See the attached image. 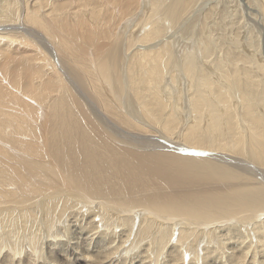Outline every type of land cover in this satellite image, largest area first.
Masks as SVG:
<instances>
[{"label":"bare ground","instance_id":"1","mask_svg":"<svg viewBox=\"0 0 264 264\" xmlns=\"http://www.w3.org/2000/svg\"><path fill=\"white\" fill-rule=\"evenodd\" d=\"M63 1L0 0V56L3 55V50L24 48L23 43L26 39L28 40L24 33L35 39L40 38L41 43L45 44L50 53L54 51L51 55L59 61L60 71L66 78L67 76L73 78V81L75 80L74 82L78 83L83 90V79L88 78L91 83L93 80L85 64L88 62L90 69L92 64L99 78L110 88L115 100L124 103L128 117L125 114L119 115L118 112L121 109L111 112V107L107 105V102H102L104 97L97 90L94 91V87L92 89L95 95H87L89 98H86L87 96L83 94L86 101L91 102L96 108L94 112L88 106L87 108L83 106L80 100L71 98L75 96L70 92L71 90L69 91L70 99L67 98L68 96L53 99V101L51 99L52 102L48 103L49 107H47L46 104H40L42 99H36L37 96L34 98L35 95L27 93L26 97L22 90L13 88V85L8 87L10 92L15 94L16 99L18 95L24 96L20 99L26 100V108L21 107L18 99H13L9 107L3 106L4 100L0 101V264H116L113 262V256L119 259L117 264H160L162 261L163 264H186V256L190 259L189 264H218L219 261V264L221 261L236 264L239 260L241 263L246 262L249 255L254 261L257 253L251 251H253L252 243L255 238V243L264 251V221L262 222L264 220V115L254 111L251 97L246 89L264 85V74L261 78L259 73L260 70L264 71V67L255 64L254 68L253 66L241 68L239 63L245 62L241 60H251V57L256 58L259 52L251 51V54H248L245 53L248 50H243L238 51V54L235 52L236 57L228 53L229 55L217 56L214 60L211 58L216 54H211L212 49L210 52L201 50L202 54L198 53L200 58L196 53L194 58L189 51H184L180 55L179 52L174 53L175 56L171 52L165 51L164 54L162 51L168 47L166 42L170 41V37L167 36L169 39L163 40V38L154 44L149 45L144 41L147 45H135L137 52L143 54L141 58L143 64H137V57L133 56L129 59L133 52L127 48L133 36L129 38V34L126 37L123 36L125 40L122 39L126 43L123 45L118 42L119 40L109 43L108 36L105 37L108 42H100L91 30L93 26L90 25L91 27L88 28L87 24H83L84 22H80L77 26L66 24L65 16H71L75 21L76 15L81 10L78 11L77 7L75 12H63L61 9ZM76 1L85 2L88 6H93L97 2V0ZM101 1V4H98L101 11L110 8L117 14L120 13L122 9L114 7L112 2L125 6V0ZM178 1L182 0H163L167 4L166 15L178 10H176L179 7ZM261 1H263L264 11V0ZM192 2L196 3V7L199 4L200 11L204 10L201 9L202 4L199 0L198 2L186 0L182 2L185 13L192 12L194 5ZM142 3L144 6L141 11L152 7L157 19L161 18L159 12L162 9V3L157 5L158 0L150 2L142 0ZM131 7L126 4L127 9L130 10ZM248 8L251 7L248 6ZM212 10L214 13L216 9ZM180 17H175L173 23L179 22L177 19ZM166 21L168 25L171 20L166 19ZM263 25L259 23L261 29H264ZM182 27L187 34L193 26L188 21ZM127 32L124 33L127 34ZM151 35L153 34H138L135 42L140 43L145 38L153 40ZM164 41L166 42L163 43ZM88 44L93 46L94 52L87 49ZM162 44L164 48L161 47ZM60 45L67 46L70 52L71 58L67 61V63L71 62L70 70H66V67L62 65ZM262 50L264 57V43ZM9 57L6 58L7 62H10ZM35 60L37 61L36 66L33 65L35 72L43 73V65L47 71H52L50 75L59 72V70L56 71L53 59L52 63L45 64L39 61L40 54L38 56L36 54ZM25 61H22V64ZM168 63L174 68L177 67L179 77L183 73L186 79L191 81L189 82L191 85H188L191 92L190 99H185L186 112H183L186 115V122L192 119L193 112L202 108H206L211 119L209 125L217 123L221 117L222 120L226 119V127L229 129L227 137L226 135L221 137L224 144L207 141L205 137L210 135V132H213L216 137L214 130L209 132L206 130L202 133L198 130L201 133L198 134L194 124L185 127L186 123L182 131L178 132L179 136L175 137L177 138L175 141L163 134L162 129L178 130L179 125L176 121L181 120V118L173 117V113L176 112L173 107L170 108V115H166L162 122L158 119L164 104L157 94L159 82L162 77H167L166 84L174 79L173 71L167 67ZM133 64L139 68L141 73L139 78H135L133 74L129 76V71L126 72V68L130 70ZM9 65L10 63H5L4 70L0 68V77H5V83H0V91L4 93L6 88L3 85L8 86L10 83L6 78L7 74L5 76L3 72L10 67ZM206 66L211 71H208ZM58 79L62 85L63 80H60V76ZM213 80L220 86H224V90L218 89L215 92V96L219 99L217 102H213L206 94L208 89L215 86ZM79 92L82 93L80 90ZM149 92L153 95L151 98L147 96ZM225 92L235 97L241 96L242 99L239 101L242 105L232 104L234 107L231 106L230 100L226 101ZM255 97L264 104V87L255 94ZM134 98L137 99L140 109H143L146 115H150L149 117L155 121L157 120V123L146 121V116L139 112L140 109L132 105L135 104ZM129 103H132V106ZM241 109H243L242 114L233 112V110ZM109 127L112 129L113 136L109 134L110 132L108 133ZM168 134L170 135V132ZM116 137L124 138L127 142L132 141V144H137L140 149H157L158 152L136 153L124 146L122 139L120 141ZM180 137L185 141L184 143L178 140V138L181 139ZM159 141L164 142L174 151L189 153V155L197 149L200 156H208L207 153H211L214 156L209 155L210 157L238 164L235 168L241 166L251 170L248 167L253 166L252 169L257 172L254 173L252 170L253 176L258 181L256 179L247 181L244 176L212 164L209 160L191 159L188 156L178 155L176 152H162L160 148L164 146L162 147ZM137 145L132 149L137 150ZM9 151L14 158L6 161L4 156ZM252 162L260 163L261 167H256ZM52 214L59 216L58 223L53 222ZM64 217L67 219L64 229H80L81 231L78 232H81V236L84 234L88 240L97 234V240L100 239V242L96 240V247L91 248V244L89 246L69 245L67 242L57 240L60 236L59 232H55L57 234L54 235L53 230L62 225L61 221ZM71 221L74 224H71ZM84 221L86 222L83 225ZM226 222L228 224H225ZM23 230L25 234L20 235ZM91 234L94 236L89 237ZM43 235L45 238L53 237L54 240L47 242L50 248L41 240ZM251 235L253 237L249 239ZM109 240L112 246L110 248L105 246L108 245ZM223 241H226L225 246H227L226 249L228 248V252L223 251L225 256L218 250ZM246 242L248 243L245 244ZM24 243L31 249L27 251L22 249ZM145 243L146 252L141 249ZM138 249L141 252H137ZM42 251H45L47 261H43ZM202 251L205 253L200 254ZM22 252L25 260L18 258L19 255H23ZM122 253V258H118V255ZM30 254L34 256L33 259L29 256ZM163 255H165L164 258ZM226 256L235 261L227 260ZM261 257L264 258L263 255ZM209 258L212 260L208 262ZM108 259L110 261H106ZM40 260L43 262L40 263Z\"/></svg>","mask_w":264,"mask_h":264},{"label":"rangeland","instance_id":"2","mask_svg":"<svg viewBox=\"0 0 264 264\" xmlns=\"http://www.w3.org/2000/svg\"><path fill=\"white\" fill-rule=\"evenodd\" d=\"M69 1V2H68ZM149 2L151 0H148ZM158 0V3H162V9H160V12H159V15L161 18L157 19V16L155 14V11L153 10V8L151 7V9L149 7H147L145 10L141 11L142 10V7L144 6V4L142 3V0H125L124 1V5L118 3V2H112V4L114 5V7L117 6V8H121L122 10L120 11V13H116L115 11H112V9L107 8V10H103L101 11V8L100 5L98 6V4H101V0H97L96 4L93 5V6H88L85 2L81 3L82 1H76V0H64L61 5H63V7L61 6V9L63 12H72V11H79L78 14L76 15L77 19H75V21H73L72 17L70 16H65L64 18V21L66 22L67 25H69L68 23H70V25L72 24V26H77L80 22L83 23V24H87L86 26L88 28H90L91 26V30L94 34H96V39L97 40H100V42H108L109 40V43H114L116 42L117 40H119L118 42H120V44H126L124 43V40L126 36L131 37L133 36V40H131L130 44L127 45V48L133 52L132 56L129 57V59L133 56L137 57V61L136 63L137 64H143L141 62V58L143 56V54H140L139 52H137V47L135 45H147L150 43L151 44H154V43H157V42H160L163 38V40H166V39H169L167 38L170 37V41L167 40L164 41L163 43H167L166 45L168 47H165L164 44L161 45V47L163 46L164 49H162L163 53L165 54V51L166 52H171L172 54H177V52H179V55L184 53V51H189V53L195 58V53L196 55L198 56V53L199 54H202L200 53L201 50H208L210 52L211 50V54H216V55H212V58L211 60H214V58H216L217 56H221V55H227L228 53L231 55H233L234 57H236L235 55V52L236 54H238V51H247L245 53H248V54H251V51L253 52H259L257 55H256V58L254 57H251V60H241V61H245L243 63H239V67L241 68H251L250 66H255V64H258V65H263L264 67V57L262 55V52H263V43H264V29H261L260 26H259V23H261L262 25L264 23H262V21L264 20V11H263V1L261 0H199V2L202 4V7L201 9H204L202 11H200V7L197 5L196 7V3L194 4L192 2L193 7L191 9L192 12H187L185 13L184 11V8L182 6V2L183 1H186V0H182V1H178L177 2V7L175 11V13H169L168 15H166V12H165V9L167 7V4L163 2V0ZM194 1V0H193ZM198 2V0H195V2ZM77 2V3H76ZM88 2V0H87ZM126 2V3H125ZM147 2V1H146ZM248 2V3H246ZM71 3L72 5L70 6ZM80 3V4H79ZM132 3V4H131ZM205 3H209L208 5H204ZM77 4V5H75ZM83 4V5H81ZM85 4V5H84ZM126 4L128 7H131L130 10L126 8ZM140 4V5H139ZM143 4V5H141ZM214 4V5H213ZM221 4V5H220ZM254 4V5H253ZM74 5V6H73ZM79 5V6H78ZM136 5V6H135ZM138 5V6H137ZM210 5V6H209ZM250 6L251 8H248V6ZM68 6V7H67ZM71 8H70V7ZM88 6V7H87ZM106 6V5H104ZM123 6V7H121ZM139 6L141 8H139ZM192 6V5H191ZM205 6V8H203ZM247 10L246 9V7ZM259 8H258V7ZM76 7V8H75ZM78 7V9H77ZM80 7V8H79ZM113 7V8H114ZM199 7V8H198ZM216 9L214 10L215 12L213 13V8ZM252 7L254 9H252ZM262 7V8H261ZM72 8L74 10H72ZM96 8V10H95ZM105 8V9H106ZM126 8V9H125ZM181 8V9H180ZM212 8V9H211ZM77 9V10H76ZM218 9V11H217ZM99 10V11H98ZM110 10H111V14L110 13ZM135 10V11H134ZM162 10V11H161ZM211 10V11H209ZM220 10V11H219ZM98 11V12H97ZM106 11V12H105ZM146 11V12H145ZM198 11V12H196ZM218 13H217V12ZM224 11V13H223ZM250 11V12H249ZM132 12V13H130ZM144 12V13H143ZM180 12V13H179ZM183 12V13H182ZM206 12V13H205ZM226 12V13H225ZM83 13V14H82ZM88 13V14H87ZM125 13V14H124ZM143 13V14H142ZM182 13V14H181ZM198 13V14H197ZM220 13V14H219ZM82 14V15H81ZM92 14V15H91ZM108 14V15H107ZM128 14V15H127ZM142 14V15H141ZM153 14V15H152ZM174 14V15H173ZM175 14L177 16H181L180 19H177L179 22L177 23H173V19L177 16H175ZM127 15V16H125ZM196 15V16H195ZM199 15V16H198ZM79 16V17H78ZM100 16V17H99ZM103 16V17H102ZM122 16V17H121ZM168 18H167V17ZM184 16V17H182ZM208 16V17H207ZM84 17V18H83ZM88 17V18H87ZM109 17V18H108ZM118 17V18H117ZM140 17V18H139ZM173 17V18H171ZM194 17V18H193ZM104 20H103V19ZM106 18V19H105ZM115 18V20L113 21V19ZM120 18V19H119ZM143 18V19H142ZM193 18V19H192ZM263 18V19H262ZM69 19V20H68ZM166 19L168 20H171L169 21L170 24L167 25V21ZM256 19V20H255ZM72 20V21H70ZM89 20V21H88ZM192 20V21H191ZM198 20V21H197ZM262 20V21H261ZM77 21V22H76ZM100 23H99V22ZM104 21V22H103ZM108 21V22H107ZM116 21V22H115ZM144 21V22H143ZM146 21V23H145ZM190 22L192 24V30L190 32H188L187 34L184 33L183 31V24L186 23V22ZM252 21V22H251ZM74 22V23H73ZM134 22V23H133ZM143 22V24L141 23ZM150 22V23H149ZM152 22V23H151ZM172 22V23H171ZM250 22V23H249ZM110 23V24H109ZM93 24V25H92ZM112 24V25H111ZM116 24V25H115ZM129 24V25H128ZM256 24V25H255ZM89 25V26H88ZM91 25V26H90ZM95 25V27H94ZM103 25V26H102ZM111 25V27H109ZM148 25V26H147ZM171 25V26H169ZM129 26V27H128ZM259 26V27H258ZM97 27V28H96ZM128 27V28H126ZM131 27V29H130ZM155 27V28H153ZM258 27V28H257ZM264 27V25H263ZM262 27V28H263ZM96 28V29H95ZM150 28H153V29H150ZM169 28V29H168ZM113 29V31L111 30ZM130 29V30H129ZM145 29V30H144ZM97 30V31H96ZM127 30V31H125ZM133 30V32H132ZM135 30V31H134ZM147 30H150V32H146ZM153 31V32H152ZM156 31L159 33L156 34ZM262 31V33H261ZM112 32V33H111ZM127 32V34L125 33ZM136 32V33H135ZM139 32V33H137ZM106 33V34H105ZM108 33V35H107ZM147 35V33L149 34H153L151 35V37L153 38V40H151L150 38H145L143 41H140V43H136L135 42V39H136V36H138V34H145ZM23 34V33H22ZM157 36H156V35ZM213 34V35H212ZM23 35H27V38L28 40L26 39V41L23 43L24 46L27 48H20L18 50H9V51H5L3 50V57L0 56L1 60H0V68L4 70V64L5 63H10V67L3 72V74L6 76V78L9 80V83L10 85L8 86H4V88H6V93L4 92H1L0 91V101L2 102L3 106H6V107H9L10 104H12L13 102V99H16L15 97V94H12L10 92V90L8 89V87L12 86L13 88L16 87L17 89H20L22 90L21 92L24 93V95H28L27 93H30V95L32 94V96L35 95L34 98H37L38 100H41L42 99V102L40 101V104L43 105V104H46L47 107L48 106V103L50 104L53 99L56 100L58 98H61V97H64V96H68L67 98L70 99L69 97V91L72 92V94H74L75 96L74 97H71V98H76L78 100L81 101L82 105L88 106V108L91 110L93 109L92 111H96V108L94 107V105L91 103V102H87L86 99H85V96H83V94H85L86 96L88 95H95L93 93V89L92 87H94V91L97 90L103 98V101L102 102H107V105L110 106V110L111 112H117L118 109H121L119 110V115L122 116V114L124 115H128L126 113V109L124 108V103H122V101H118V100H115V98L113 97L111 91H110V88L107 86V84L103 83L102 80L99 78V75L96 73V70L94 68V66L91 64V69L89 67V64L88 62H86V59L84 61V63L86 62V66L89 67V69L87 67H85L89 72H90V76L92 77V83L89 81L88 78H85L83 79V83H84V90L80 88V86L78 85V83L74 82L73 81V78L71 79L69 76H67V78L65 77V75L63 74L62 71H60V69L58 68L59 66V61L57 60V58L54 56H52L51 54L54 52L52 51V53H50L46 47H45V44L41 43L40 41V38L38 39H35L34 37H31L29 36L28 34H23ZM100 35V36H99ZM102 35V37H101ZM104 35V36H103ZM108 36V40H105V37ZM115 36V37H114ZM124 36V37H123ZM172 37V38H171ZM112 38V39H111ZM115 38V39H114ZM124 40H123V39ZM56 40H58L56 37H55ZM131 39V38H130ZM172 39V40H171ZM68 40H70V37H68ZM102 40H105V41H102ZM123 40V41H122ZM238 40V41H237ZM39 41V42H38ZM122 41V42H121ZM147 43H145V42ZM169 41V42H168ZM173 41V42H172ZM197 41V42H196ZM233 41V43H232ZM126 42V41H125ZM171 42V43H170ZM176 42V43H175ZM28 43V44H27ZM57 43V42H56ZM70 43V41H69ZM27 44V45H25ZM132 44V45H131ZM197 44V45H195ZM182 45V46H181ZM245 45V46H243ZM49 46V45H48ZM61 46V57H62V65L66 67V70H70L71 68V62L67 63L68 59H70V52L69 50L67 49V46L65 45H60ZM180 46V47H179ZM189 46V47H188ZM192 47V48H190ZM208 47H210L208 49ZM245 47V48H244ZM255 47V48H254ZM167 48V50H166ZM194 48V50H193ZM234 48V49H233ZM247 48V49H246ZM26 49V50H25ZM33 49V50H32ZM88 50H93L94 52V48L92 45H89L88 44V47H87ZM187 49V50H186ZM196 49V50H195ZM214 49V50H213ZM250 49V50H249ZM259 49V50H258ZM23 50V51H22ZM33 52H31V51ZM86 50V51H88ZM136 50V51H135ZM20 51V52H19ZM38 51V52H36ZM192 51V52H191ZM196 51V52H195ZM13 52V53H12ZM23 55H22V53ZM26 52V53H25ZM28 52V53H27ZM261 52V53H260ZM21 53V54H20ZM30 53V54H29ZM139 53V54H138ZM194 53V54H193ZM226 53V54H225ZM14 54V55H12ZM19 54V55H18ZM36 54L38 56V54H40V60L39 61H43L45 62V64H50V62L52 63V59L53 61L55 62L56 64V71L59 70V72L55 73V74H51L52 71L51 70H48L47 71V68L44 67L43 65V68H42V71H43V75L41 73H38V72H35L34 69H33V65L35 64L36 66V63L38 61V58H37V61L35 60L36 58ZM174 54V55H175ZM228 54V55H229ZM247 54V55H248ZM16 55V56H15ZM21 55V56H20ZM55 55V53H54ZM68 55V56H67ZM141 55V56H140ZM5 56V57H4ZM10 56V57H9ZM24 56V57H23ZM35 56V57H34ZM167 56V55H166ZM176 56V55H175ZM250 56V55H249ZM9 57L10 59V62H7L6 61V58ZM20 57V59H19ZM34 57V58H33ZM42 57V58H41ZM91 57V56H90ZM24 58V59H23ZM32 58V59H31ZM64 58V59H63ZM198 58H200V56H198ZM253 58V59H252ZM26 60V61H25ZM45 60H47L48 62H46ZM84 60V59H83ZM22 61H25L24 66L22 64ZM58 61V62H57ZM140 61V62H139ZM30 62V63H29ZM258 62V63H257ZM19 63V64H17ZM237 63V62H236ZM249 63V64H248ZM241 64V66H240ZM17 65H22L21 67L17 66ZM26 65V66H25ZM136 64H133L131 66V69H133ZM243 65V66H242ZM15 66V67H14ZM128 66V65H127ZM129 67V66H128ZM168 69H171L173 71V76H174V79L170 80V82L168 84L167 81H165V78L162 77L161 78V81L159 82V87H158V97L161 99V102H163V110L160 112L159 116H158V119L160 120L159 122H162V120L164 119V117L166 115H170V108H174L176 112L173 113V117L174 118H181V120L178 119V121H176V124H178V130H175V129H169V130H165V129H162V132L165 136H168L169 138L173 139L174 141L177 140V136H179L178 132L182 131V128L184 127V125L187 123L186 122V118H185V113L183 112H186V110L184 109V106H185V99L189 98L190 99V95H191V92H190V85L191 82L190 79H186L187 77L182 73L179 77V73L177 71V67H173L172 65H170L168 63ZM18 68V70H17ZM233 68V67H231ZM130 69V70H131ZM175 69V70H174ZM206 69L208 71H211L209 69L208 66H206ZM46 70V71H45ZM126 72L129 71V76H134L135 78H139L140 77V71H139V68L138 67H135L132 72H130L129 69L126 68ZM9 71V72H8ZM19 71V72H18ZM95 71V72H94ZM139 73H138V72ZM46 72V74H45ZM67 72V71H66ZM137 73V74H135ZM259 73H261V78L263 77L262 74H264V71H259ZM45 74V75H44ZM1 75V74H0ZM19 75V76H18ZM139 75V76H138ZM163 75V74H162ZM166 75V74H165ZM46 76V77H45ZM58 76H60V80L62 79L63 80V84L61 85V83H59V79H58ZM149 78V76H147ZM182 77V78H181ZM2 78V80H1ZM33 78V79H32ZM95 78V79H94ZM184 78V79H183ZM11 79V80H10ZM54 79V80H53ZM70 79V80H69ZM164 79V80H163ZM177 79V80H176ZM95 80V81H94ZM183 80V81H182ZM45 81V82H44ZM48 81V83H47ZM58 81V82H57ZM214 81V80H213ZM1 82H4L5 83V77H0V83ZM20 82V83H19ZM86 82V83H85ZM94 82V84H93ZM99 82V84H98ZM162 82V83H161ZM47 83V84H46ZM91 83V84H90ZM165 83V85H164ZM171 83V84H170ZM183 83V84H182ZM215 83V86H213V88H210L207 90V93L209 96H210V99L213 101V102H217V100H219L216 96H215V92L218 91V89L220 90H224V86H220L219 84L216 83V81H214ZM45 84V85H44ZM53 84V86H51ZM173 84V85H172ZM47 85V86H46ZM92 85V86H90ZM94 85V86H93ZM98 85L100 87H98ZM166 85H169V86H166ZM189 85V86H188ZM49 86V87H48ZM74 88H73V87ZM77 86V87H76ZM181 86V87H180ZM48 87V88H47ZM54 87V88H53ZM154 87V85H153ZM264 87V85H261V86H258V87H249L246 89V91L249 93V97H251V102H252V107L254 109V111L257 113V114H261V115H264V104H261L259 102L258 99H256L255 97V94L258 93V91ZM15 88V89H16ZM78 88H80L79 90L82 92L80 93ZM170 88V89H169ZM69 89V90H68ZM166 90V92H168L169 94H167L166 92H163V90ZM3 90V89H2ZM8 90V92H7ZM14 90V89H13ZM155 90V89H154ZM161 90V91H160ZM168 90V91H167ZM181 90V91H180ZM68 91V93H67ZM53 92V93H52ZM61 92V93H60ZM79 92V93H78ZM172 92V93H171ZM179 92V93H178ZM181 92V93H180ZM183 92V93H182ZM214 92V93H212ZM164 93V94H163ZM187 93V94H186ZM212 94V95H211ZM225 95V98H226V101L230 100L229 103L231 102V106H233L232 104H234V106L240 104V101L239 99H242L241 96H236L235 95H231L229 94V92H225L224 93ZM227 94V95H226ZM254 97H252V96ZM22 98L24 96L20 95ZM86 97V98H89V97ZM147 96L148 97H152V93L149 92L147 93ZM165 96V97H164ZM169 96V98H168ZM21 97H19V95L17 96V101L18 103H20L22 106L21 107H25V104H26V100L24 99V101L22 99H20ZM27 97V96H26ZM29 97V96H28ZM174 97V98H173ZM213 97V98H212ZM2 98V99H1ZM4 98V99H3ZM111 98V99H110ZM163 98V99H162ZM9 99V100H8ZM11 99V100H10ZM52 99V101H51ZM82 99V100H81ZM135 99V98H134ZM22 100V101H21ZM88 100V99H87ZM183 100V102H182ZM11 101V102H10ZM45 101V102H44ZM174 101V102H173ZM234 101V102H233ZM133 102L135 104H132V103H129L130 106L134 105L136 107H138V110L140 109V106L138 105V101L137 99H135V101L133 100ZM172 102V103H171ZM233 102V103H232ZM24 103V104H23ZM111 103V104H109ZM115 103V104H114ZM122 103V104H121ZM137 103V104H136ZM7 104V105H6ZM29 104V103H28ZM39 104V105H40ZM132 104V105H131ZM112 105V106H111ZM119 105V106H117ZM123 105V106H121ZM169 105V106H168ZM242 105V104H240ZM233 106V107H234ZM26 108V107H25ZM123 108V110H122ZM166 108V109H165ZM24 109V108H23ZM204 109V110H203ZM142 110V111H141ZM242 110V111H241ZM241 110H237V111H234V113H240L242 114L243 113V109ZM121 111V112H120ZM178 111V112H177ZM239 111V112H238ZM140 113L143 114V116L145 115L146 116V121L149 122V123H157V120L155 121L153 118L149 117L148 115H146L147 113L145 111H143V109H140L139 110ZM198 112V113H197ZM197 112H193V117L192 119L190 118L189 122L186 124L185 127H190L194 124L195 126V130L198 134H201L203 131H206L208 130L209 131H213L214 130V133L216 134V137L214 136L213 132L211 133L210 132V135H206L205 139L208 141H212L213 143L215 144H224L222 141H221V137L222 135L227 137V133H228V127H226V119H223L222 120V117L220 118L221 120L218 121L217 123H213V124H210L209 125V120H211L209 118V115H208V112L206 110V108H202L201 110L197 111ZM202 112V113H201ZM169 113V114H168ZM206 113V114H205ZM198 115V116H197ZM128 117V116H127ZM161 119H160V118ZM200 117V118H199ZM196 118V120H195ZM207 118V120H206ZM203 119V120H202ZM205 119V120H204ZM193 120V121H191ZM198 122L197 124L195 122ZM203 121V122H201ZM175 124V125H176ZM191 124V125H190ZM217 124V125H216ZM224 124V125H223ZM108 126V124H106ZM189 125V126H188ZM204 126V127H203ZM37 128V127H35ZM110 128V129H109ZM108 129V133L113 136L112 133V129L111 127H109ZM211 128V129H210ZM217 128V129H216ZM224 128V129H222ZM161 130V129H160ZM198 130L201 132H198ZM217 131V132H216ZM220 131V132H218ZM170 132V135L168 134ZM174 132V133H173ZM223 132V133H221ZM37 134V132H36ZM35 134V138H37V135ZM212 134V135H211ZM181 135V134H180ZM218 136V137H217ZM117 139L119 138L120 141L121 139L123 140V143L124 146L128 147L129 150L131 148L132 151H136V153H139V154H143V153H155V152H158L157 149H140V147L137 145V150L135 148L132 149V147H135L134 144H132L133 142H128L126 141V139L124 140V138H121V137H116ZM181 138V137H180ZM216 138V139H215ZM118 139V140H119ZM163 140V139H162ZM178 140L181 142V143H184L185 141L181 138ZM125 141V142H124ZM227 142V141H226ZM8 143V142H7ZM163 148H160L162 149L161 151L162 152H166V153H177L178 155H182V156H188L190 157L191 159H195L196 160H200V159H205V160H209L211 161L212 164H216L217 166H222L223 168L225 167L226 169H230L229 171L231 172H235V173H238L239 175H242L244 176L247 181H251L250 179H256L257 178L255 176H253V172L254 173H257L255 170H253V166L251 167H248L250 168L251 170L249 169H246L245 167H236L235 166H238V164L236 165V163L230 161H226L224 159L222 160H219V159H216L214 157H210L209 155H212L211 153H207L208 156L206 154V156H200L199 155V149L195 150L193 153H197L198 156H193V155H189V154H186L184 152H180V151H174L172 150L170 147L168 148L166 146V144L162 141H159L158 142ZM9 144V143H8ZM127 144H130L129 146ZM10 145V144H9ZM12 146V145H11ZM135 149V150H134ZM167 149V150H166ZM202 149V148H201ZM200 149V150H201ZM170 150V151H169ZM204 150V149H203ZM207 149H205L206 151ZM209 151V150H207ZM10 153V151L8 152ZM8 153H5L6 155L4 156L5 157V160L7 161L8 159H13L14 158V155H12L11 153L8 154ZM193 153H190V154H193ZM176 154V155H177ZM184 154V155H183ZM236 154V153H235ZM234 154V155H235ZM214 156V155H212ZM236 157H240L239 155H235ZM218 161V163H217ZM225 161V162H224ZM231 163V164H230ZM253 164V162H252ZM255 165L256 167H261V164L260 163H256V164H253ZM253 170V172H252ZM235 179V178H234ZM258 181V180H257ZM53 215V219L56 220L53 222L55 223H58V218L59 216H57L56 214H52ZM55 215V216H54ZM66 217L63 218V220L61 221V226L58 228V227H55V229L53 230V233L54 235L55 232H59L58 235H60L57 240H60V241H64V242H67L69 245H90L91 244V248H94L96 247L95 246V243H96V240L98 238V235L95 234V236L93 234H91L89 237H93L91 240H88V238L86 239V236H84V234L81 236V232H78L79 230H76V229H64V225H65V221H66ZM97 221H99V219H97ZM258 221H261V220H258ZM264 220H262L263 222ZM67 222V221H66ZM86 221L83 222V225L85 224ZM262 222H257L258 224H262ZM71 224H74L73 221L70 222ZM76 225L78 223H75ZM225 224H228L227 222ZM106 225V224H105ZM103 226V224L101 225ZM22 230V229H21ZM63 231V232H62ZM68 231V232H67ZM74 231V232H73ZM78 233H77V232ZM81 231V230H80ZM118 231H120L118 229ZM258 231V230H257ZM256 231V232H257ZM262 232V229L260 230ZM70 232V233H69ZM259 232V231H258ZM64 233V234H63ZM260 233V232H259ZM25 234L24 230L21 231V234L20 235H23ZM226 234V232H225ZM75 235V236H73ZM217 236H220L221 234H216ZM217 236L215 237L216 240H217ZM259 236V234H258ZM64 237V238H63ZM85 237V239H84ZM253 237V235L250 236L249 239H251ZM256 237V236H255ZM76 238H79V239H76ZM47 239V241L45 240ZM71 241H69V240ZM20 240V239H19ZM41 240L43 242H46V245L48 248L49 247V242L50 240H54L53 237H46L43 235L41 236ZM88 240V241H87ZM73 241V242H72ZM256 241V238L254 239V243H252V249L253 251H251L252 253H257V258H255L254 261H252V257L251 255H249V257L247 258V261H243L241 263V260L237 261L236 264H264V258L261 257V255L264 256V251H262L261 247H258V244L255 243ZM84 242V243H83ZM87 242V243H86ZM97 242H100V239L97 240ZM108 245H105L106 247L110 248L112 247L111 246V243H110V240L108 241ZM74 243V244H73ZM76 243V244H75ZM81 243V244H80ZM94 243V244H93ZM248 242H246L245 244H247ZM226 244V241H223V244L221 245L220 244V249H218L222 254L225 252H228V248L226 249L227 246H225ZM244 244V246H245ZM102 245V244H101ZM110 245V246H109ZM94 246V247H93ZM260 246V245H259ZM21 248V246H19ZM28 247V248H27ZM114 247V246H113ZM145 247V248H144ZM223 249H222V248ZM257 248V249H256ZM22 249L26 250L27 249H31L29 245H27L26 243H24L22 245ZM141 249L146 252L145 250L147 249V246H146V243L144 244V246H141ZM215 250V249H214ZM227 250V251H226ZM255 250V251H254ZM264 250V248H263ZM224 251V252H223ZM137 252H141V250L139 251V249L137 250ZM229 252H231V250H229ZM205 252H200V254H204ZM225 253H224V256H225ZM23 254V252H22ZM237 254V253H236ZM239 255V254H237ZM22 256V257H21ZM29 256L32 257V255L30 254ZM42 256H43V261H47L48 258L45 254V251L43 252L42 251ZM123 256V253L121 255H118V258H122ZM165 255H163L162 257L164 258ZM240 256V255H239ZM34 257V256H33ZM32 257V259H33ZM114 257V260L113 262H115L116 264L119 263V259H116L115 256ZM112 257V258H113ZM162 257L160 259H162ZM227 257V256H226ZM229 257V256H228ZM228 257L226 258L227 260H233L235 261L234 259H228ZM18 258H21V260H25L24 258V254L23 255H19ZM29 258V257H28ZM102 259L104 257H101ZM187 258V259H186ZM100 259V260H102ZM242 259V258H241ZM212 259L209 258L208 259V262L211 261ZM42 260H40V263L43 262ZM106 261H110V259L106 260ZM124 261V260H123ZM190 262V259L188 256L185 257V263L186 264H189ZM220 262V261H219ZM218 262V264H219ZM221 261L220 264H228V262H223ZM120 263H122L120 261ZM30 264V263H29ZM123 264V263H122ZM125 264V263H124ZM128 264V263H127ZM160 264H163V261L160 263ZM202 264V263H201Z\"/></svg>","mask_w":264,"mask_h":264},{"label":"water","instance_id":"3","mask_svg":"<svg viewBox=\"0 0 264 264\" xmlns=\"http://www.w3.org/2000/svg\"><path fill=\"white\" fill-rule=\"evenodd\" d=\"M186 154H189V153H186ZM190 155H193V156H198V154L196 153H193V154H190Z\"/></svg>","mask_w":264,"mask_h":264}]
</instances>
